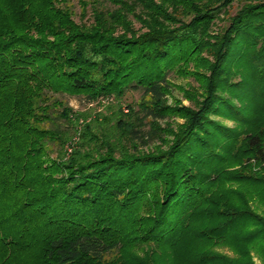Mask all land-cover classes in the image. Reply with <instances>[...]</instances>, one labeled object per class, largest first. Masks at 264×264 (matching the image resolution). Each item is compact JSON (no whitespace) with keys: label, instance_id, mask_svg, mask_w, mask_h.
Here are the masks:
<instances>
[{"label":"trees","instance_id":"1","mask_svg":"<svg viewBox=\"0 0 264 264\" xmlns=\"http://www.w3.org/2000/svg\"><path fill=\"white\" fill-rule=\"evenodd\" d=\"M72 1L0 0V264L264 263V0Z\"/></svg>","mask_w":264,"mask_h":264},{"label":"rangeland","instance_id":"2","mask_svg":"<svg viewBox=\"0 0 264 264\" xmlns=\"http://www.w3.org/2000/svg\"><path fill=\"white\" fill-rule=\"evenodd\" d=\"M239 5H240V3L236 2L233 5V7L229 10V13L231 15H235L238 8H239ZM72 7H73L75 13H77V16L75 18L77 21H79L78 14H79L80 8H79L77 0L72 1ZM221 25H225V23H223ZM137 27H139V24H137ZM168 78L175 85V88L173 89V97L170 98V104L174 103V99H179V100H182V104L184 106H186V107L190 106L191 104L188 101L184 100V96H183V93H182L180 87L186 88V87H188L189 84L197 87L198 82L196 81V79L193 77H188V78L177 77L174 73H171ZM56 98L61 100V101H64L66 103V105H68L69 107H72L75 111H84V110L92 108L86 104V102L83 98L70 97V96L62 95V94L56 95ZM141 98H142V92H128L126 97H125V102L128 105L129 104L136 105L140 101ZM212 118L214 120L219 121L220 123L230 127V128H233L236 126L235 122L230 120V119L223 118L220 116H213ZM177 122L183 123V120L177 119ZM220 251L225 253V254H228L230 256H234L233 252L230 251L229 249H220ZM254 259H255L256 264H264L261 258L255 256Z\"/></svg>","mask_w":264,"mask_h":264}]
</instances>
